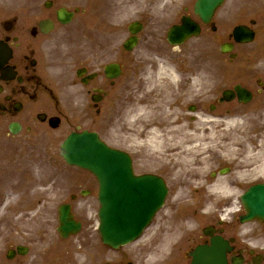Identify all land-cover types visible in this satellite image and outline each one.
I'll return each mask as SVG.
<instances>
[{
  "label": "flooded vegetation",
  "instance_id": "obj_1",
  "mask_svg": "<svg viewBox=\"0 0 264 264\" xmlns=\"http://www.w3.org/2000/svg\"><path fill=\"white\" fill-rule=\"evenodd\" d=\"M198 2L0 0V191L6 188L17 190L24 184L20 163L14 160L18 153L28 151L37 159L55 160L58 157L56 133L65 127L68 131L64 135L73 131L71 109L77 106L76 101H82L83 95L78 89L86 90L91 101L92 95L98 94L99 102L88 100L87 106L92 107L100 119L113 100L118 104L123 101L124 94L129 91L131 94L139 78V63L150 48L166 42L164 30L168 25L179 23L183 16L195 20L202 32L213 30L216 33L207 38L208 45L214 48L211 52L213 60L224 43L232 45L230 54H221L229 62L244 64L246 77L241 84L252 92L253 100L259 99L264 104V17L248 16L241 22L228 21L230 28L219 31L216 24L222 7L216 10L210 23H205L197 15ZM134 22L141 27L137 34L138 47L145 48L141 55L136 53L138 48L132 51L124 48V41L131 36L128 26ZM240 24L255 31L254 42L240 44L234 41L233 29ZM109 62H118L121 66V75L116 81L105 74ZM79 72L82 77H78ZM214 73L218 74V83L214 80L212 95L218 104L222 96L219 93V75L222 73L218 68ZM91 77L93 79L84 85V80ZM108 85L112 86L110 92L107 91ZM234 86L224 89H233ZM113 88H116V95L111 99ZM97 89L103 91L96 92ZM127 97L128 94L124 101ZM234 102L239 103L237 98ZM56 117L60 118L59 126L53 128L51 120ZM251 177L235 179L229 187L245 193L253 185H264V168L259 176ZM50 180L55 182V179ZM88 193L91 194L90 190ZM237 203V206L228 208L227 221L212 216L204 226L198 223L194 229L181 232L169 244L167 254L159 264H192L193 254L199 247L206 254L202 264H221L223 255L224 264H264V216L248 220L241 199ZM49 228V225L41 226L44 232L30 238L26 243L28 251H37L35 256L44 264H50L51 260L71 264L72 248L65 241L56 243ZM97 238L86 233L84 242H80L95 244ZM163 243L162 238H157L151 247H161ZM209 251L217 255L214 263L208 260ZM0 264L40 263L14 254L13 258L2 255Z\"/></svg>",
  "mask_w": 264,
  "mask_h": 264
},
{
  "label": "rangeland",
  "instance_id": "obj_2",
  "mask_svg": "<svg viewBox=\"0 0 264 264\" xmlns=\"http://www.w3.org/2000/svg\"><path fill=\"white\" fill-rule=\"evenodd\" d=\"M234 2L235 9L248 7L252 13H261V10H264V0H234ZM195 47L200 49L196 50ZM158 49L164 54L162 61H169L173 66H176L174 68L178 71L184 82L180 80L179 87L172 85L170 88L167 81L159 79L156 76V71L159 68L158 58L151 59L147 63L148 68H146L143 78L145 87L139 90L137 95L134 94L137 99L140 98L138 100L136 99L138 105L143 104L142 102L144 101L149 102L150 105L148 107L146 105H140L137 120H131V115H128L132 108L131 105L135 103L133 97L128 98L131 103H127V106L120 110L121 114L119 117L115 104L112 105L111 108H108L107 115L105 114L107 126L103 130L101 129V133L110 145L124 148L132 153L137 172L154 171L160 173L163 168L167 182L171 186V196L168 198L166 206L167 215L171 216L169 207L176 206L182 203V201L188 200L190 194H194L196 199L200 200L202 199L201 197L209 193L216 195L214 197L218 199L222 197L219 195L221 194L219 193L220 191L210 192L202 188L198 192H191L187 189H178L176 184H204L205 180L210 183L215 181L217 184H227L230 176L219 177L218 175L212 178V173L223 166L232 165V163H236L237 161H242L243 164L248 162L247 158L239 159L235 155L236 152L240 151V146H242V151H252L251 146L253 144L254 147L256 144H262L261 147L264 145V107H260L257 104H250L245 107L235 106L230 109L231 112L218 111L212 113L210 111L212 100L208 96L207 90L209 91V88H211V81L213 79L212 72L218 68L221 73H224L226 66H223L222 55L218 54L219 58L217 57L215 60L209 55L212 48L206 45L204 36L194 40L190 45L183 47L181 51H174L169 46L159 47ZM206 54L209 56L205 57ZM151 71L153 73L149 74ZM240 72H233L230 74V77L224 78V84L232 85L236 83L240 80ZM193 75L196 77H205L201 82V85H204L202 90L198 89L200 82L189 84V78H194ZM165 85H167V91L164 87ZM142 95L144 96L142 97ZM141 97L143 99L142 102ZM191 105L196 106V113L188 111ZM142 112L143 115H141ZM75 114L77 113L75 112ZM183 115H185V124H182L177 129L173 124H179L182 120L179 116ZM198 115L200 116L199 118H197ZM89 116L90 119L85 123L87 128L91 127V129L99 130L103 126V123L100 120L92 123V118L95 114H89ZM215 116H219L221 120L212 122L211 120ZM156 119L162 120L160 122L168 126V128L163 126V135L159 132L156 134L148 132L144 136L137 135L138 130L142 129L143 133V124L146 123V120L152 122L157 121ZM192 119L197 120L196 123L191 122ZM230 119H237V124L233 126L227 124L226 120ZM250 128L252 132H249ZM153 138L158 143L157 147L152 146ZM179 139L183 140V145L178 144ZM242 142L243 145H241ZM195 144H200L199 147L201 148L196 152V156L199 159L197 164L194 163L193 159L195 152L186 148V145L194 146ZM255 151L262 150L258 149ZM241 166L244 167L243 165ZM194 167H205L206 172L202 176L198 173H193V171H187ZM28 172L32 171L27 168ZM69 173L70 183L72 184V187H69L70 189L66 187L69 184L66 180L60 182L56 192L57 196L55 198H43L42 203L36 207L37 200L35 199L41 197L40 194H44V190L30 188L25 195L26 201L19 203V209H26V213L32 214L36 210L38 213L44 207L48 215L47 217L52 218L57 215V209L61 203L70 201V198H68L69 194L66 195L70 192L68 190L76 191L90 184L93 186L97 184L95 180L93 181V179L91 180L87 176L86 171L84 172L77 167L69 168ZM31 183L28 181V184ZM50 191L51 189L47 193ZM225 195L227 196L228 193H225ZM190 202L192 201L189 200L188 203ZM178 207L180 208L181 206ZM75 208L79 215H84L85 209L83 207L78 208L76 204ZM0 210H2V213L0 212V219H2L7 215V209L0 208ZM98 210L99 207L97 204L88 209L86 218L87 226L84 232L90 231V229H93V231L96 230V226L98 225ZM174 215L180 216L181 214L176 212ZM193 215L196 216L197 214L195 215L194 213ZM182 217H185V215L183 214ZM8 220L15 222V220H10L9 218ZM12 225L19 224L13 223ZM5 226V224L0 223V249L6 246V242L12 244L23 240L17 236L18 232L15 233L16 237L8 235ZM10 229L12 231L17 230L13 227ZM152 230L153 228L147 231L146 235ZM115 252L107 248L104 251V256L101 258V261L115 260L121 253H126V249L117 251L121 253ZM76 256L78 257V255Z\"/></svg>",
  "mask_w": 264,
  "mask_h": 264
},
{
  "label": "water",
  "instance_id": "obj_3",
  "mask_svg": "<svg viewBox=\"0 0 264 264\" xmlns=\"http://www.w3.org/2000/svg\"><path fill=\"white\" fill-rule=\"evenodd\" d=\"M219 1L216 0L215 4ZM207 15L205 13V17H208ZM191 30L192 28L188 24L184 27L176 28V31L172 35L175 42L184 40L185 34ZM236 32L238 37L251 35L244 28H238ZM237 89L243 97L247 95L245 90L240 89V87H237ZM227 98L230 99L231 97L228 96ZM248 99L249 96L246 97V101ZM62 153L70 163L92 170L100 180L103 189V193L100 195L102 203L100 210V228L104 239L111 244L118 245L134 238L142 230L141 228L145 224V221L149 220L158 203L153 204V208L147 205L141 221L137 224L134 222L131 215L136 214L137 217V213L142 209L136 207V202L133 205L130 203L133 199L127 194H133L128 191L130 189L125 187L124 183L125 185L136 183L132 186H145L146 183L132 175L128 156L108 149L99 141L95 134L88 133L70 138L63 146ZM158 182L162 186V183L160 181ZM160 185L156 184L155 187L162 196L165 193V189ZM154 194L153 192L152 195ZM245 199L251 201L252 213H264L263 209L260 208V206L264 208V190L260 187L251 191ZM61 220L62 226L60 231L62 234L66 235L79 230V224L72 219V214H70L68 206L62 210Z\"/></svg>",
  "mask_w": 264,
  "mask_h": 264
},
{
  "label": "bare ground",
  "instance_id": "obj_4",
  "mask_svg": "<svg viewBox=\"0 0 264 264\" xmlns=\"http://www.w3.org/2000/svg\"><path fill=\"white\" fill-rule=\"evenodd\" d=\"M157 74H158V77L159 78H161V79H164V80H166L167 82H168V85H169V87L171 88L172 87V85H176V86H180V77H179V75L177 74V71H176V69H174L173 68V66L172 65H170V64H162V65H160V67H159V69L157 70ZM183 81V80H182ZM165 88L167 89V85H165ZM157 121H159V122H157V121H152V122H150V133H152V134H156V133H160V134H164L163 132H164V130H163V126H166V128H168V126L167 125H164L163 124V122H160V121H162V120H159V119H156ZM237 122V119H230L228 122H227V124H230V125H235V124H237L236 123ZM174 125V127L177 125V123L176 124H173ZM177 128V127H176ZM249 132H252V129L250 128L249 129ZM156 143V144H155ZM178 144L179 145H183V140L182 139H179L178 140ZM199 145L200 144H195L194 146H191V145H186V148L187 149H189L190 151H194L195 153H194V156H193V159H194V163H198V161H199V159L197 158V156H196V152L199 150V149H201L200 147H199ZM241 145H243V142H242V144ZM152 146L153 147H157L158 146V143L156 142V140H155V138H153V140H152ZM237 156V158H241L242 156H244L243 154H238V155H236ZM238 162V161H237ZM236 162V163H237ZM239 163H240V166L238 167V169L239 170H241L242 168V166L241 165H243L244 166V164H243V162L242 161H239ZM187 171H193V173H195V174H200V175H204V173L206 172V168L205 167H194V168H192V169H189V170H187ZM205 183H208V182H205ZM215 183V182H214ZM209 191L211 192H217V190H219L218 192L219 193H221V194H219V195H221V196H226L225 195V193H228V189H227V187H224V186H220V184H212V185H210L209 186ZM214 195V194H213Z\"/></svg>",
  "mask_w": 264,
  "mask_h": 264
},
{
  "label": "clouds",
  "instance_id": "obj_5",
  "mask_svg": "<svg viewBox=\"0 0 264 264\" xmlns=\"http://www.w3.org/2000/svg\"><path fill=\"white\" fill-rule=\"evenodd\" d=\"M253 246H255V245H253Z\"/></svg>",
  "mask_w": 264,
  "mask_h": 264
}]
</instances>
